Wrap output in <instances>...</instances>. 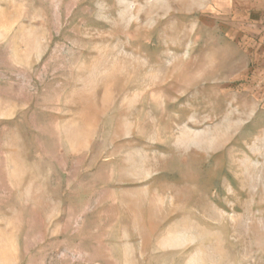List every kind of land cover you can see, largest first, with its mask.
Instances as JSON below:
<instances>
[{
  "label": "rangeland",
  "instance_id": "rangeland-1",
  "mask_svg": "<svg viewBox=\"0 0 264 264\" xmlns=\"http://www.w3.org/2000/svg\"><path fill=\"white\" fill-rule=\"evenodd\" d=\"M247 2L0 0V264H264Z\"/></svg>",
  "mask_w": 264,
  "mask_h": 264
},
{
  "label": "crops",
  "instance_id": "crops-1",
  "mask_svg": "<svg viewBox=\"0 0 264 264\" xmlns=\"http://www.w3.org/2000/svg\"><path fill=\"white\" fill-rule=\"evenodd\" d=\"M246 6L251 21L248 37L264 51V0H256V3L248 0Z\"/></svg>",
  "mask_w": 264,
  "mask_h": 264
}]
</instances>
